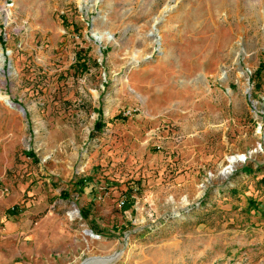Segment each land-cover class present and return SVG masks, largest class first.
<instances>
[{
    "label": "rangeland",
    "instance_id": "374dc122",
    "mask_svg": "<svg viewBox=\"0 0 264 264\" xmlns=\"http://www.w3.org/2000/svg\"><path fill=\"white\" fill-rule=\"evenodd\" d=\"M263 48L264 0H0V262L264 264Z\"/></svg>",
    "mask_w": 264,
    "mask_h": 264
},
{
    "label": "bare ground",
    "instance_id": "6f19581e",
    "mask_svg": "<svg viewBox=\"0 0 264 264\" xmlns=\"http://www.w3.org/2000/svg\"><path fill=\"white\" fill-rule=\"evenodd\" d=\"M12 69V68H11ZM8 101V99H6ZM12 106H15L14 103L10 100L9 101ZM246 157L244 155H237V156H232L228 159L230 166L226 167L223 169V174L224 178L228 177L232 171L236 168V166L240 163L245 162ZM78 210L74 208L72 211L69 212V218L73 220L75 217H77ZM113 261L111 258H96V257H90L88 258L84 263L82 264H110V262ZM0 264H4V261H1Z\"/></svg>",
    "mask_w": 264,
    "mask_h": 264
},
{
    "label": "trees",
    "instance_id": "16d2710c",
    "mask_svg": "<svg viewBox=\"0 0 264 264\" xmlns=\"http://www.w3.org/2000/svg\"><path fill=\"white\" fill-rule=\"evenodd\" d=\"M261 69H263V66H261L260 67ZM101 122L102 121H100V120H98L97 122H96V127H95V129H101L102 127H103V125L101 124ZM29 156H34V153H30L29 154ZM81 188H83V185H81ZM18 213V207H13L12 209H10L9 210V215H15V214H17ZM87 216V215H86ZM83 217H85L84 215H83Z\"/></svg>",
    "mask_w": 264,
    "mask_h": 264
},
{
    "label": "built area",
    "instance_id": "2783aa9c",
    "mask_svg": "<svg viewBox=\"0 0 264 264\" xmlns=\"http://www.w3.org/2000/svg\"><path fill=\"white\" fill-rule=\"evenodd\" d=\"M263 53H264V48H263ZM249 72L251 73V71L249 70ZM253 107L255 108V109H257V106H256V104L253 102ZM122 204H125V202L123 201L122 202ZM78 215H79V212H78ZM78 217V216H77ZM76 217V218H77Z\"/></svg>",
    "mask_w": 264,
    "mask_h": 264
},
{
    "label": "water",
    "instance_id": "95a60500",
    "mask_svg": "<svg viewBox=\"0 0 264 264\" xmlns=\"http://www.w3.org/2000/svg\"><path fill=\"white\" fill-rule=\"evenodd\" d=\"M23 109V108H22ZM87 234H91L92 235V233H93V231H90V230H86L85 231Z\"/></svg>",
    "mask_w": 264,
    "mask_h": 264
}]
</instances>
